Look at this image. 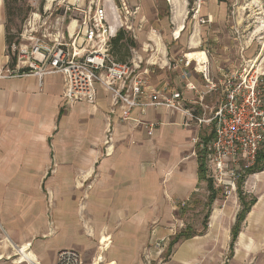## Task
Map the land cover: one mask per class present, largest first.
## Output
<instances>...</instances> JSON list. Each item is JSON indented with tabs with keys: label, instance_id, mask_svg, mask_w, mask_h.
<instances>
[{
	"label": "crops",
	"instance_id": "obj_1",
	"mask_svg": "<svg viewBox=\"0 0 264 264\" xmlns=\"http://www.w3.org/2000/svg\"><path fill=\"white\" fill-rule=\"evenodd\" d=\"M128 1L138 7L129 21L128 33L136 46L130 48L128 61L136 72H144L147 90L141 100L177 90L184 108L209 113L221 97L219 91H208L202 64L209 66L211 80L218 81L240 62V47L218 44L209 54L197 41L200 28L187 41L181 37L184 27L179 36L173 32V40L168 39L162 2L174 7L176 0ZM176 12L171 11L170 23L181 21L179 13L175 19ZM5 17L0 0V64L10 60ZM246 49L244 57L255 52ZM190 52H204L207 59H189ZM62 93L58 73L0 79V264H15L18 247L41 264L53 263L58 251L67 248L80 254L82 264H91L104 237L110 241L105 249L110 264H136L128 260L139 259L141 252L149 256L147 242L153 240L156 250L166 245L173 232L170 211L191 202L205 182L198 179L197 144L195 148L192 141L196 126L205 123L185 126L184 113L163 105L135 107L122 120L123 109L113 105L112 93L98 86L92 104L65 105ZM243 182H248L243 191L256 201L232 251L231 229L240 208L235 191L224 203L213 202L205 233L177 244L165 264H264V170L248 173ZM86 188H96L100 195L86 217L95 235L67 240L61 234L67 233L68 218L77 219L75 197L82 198ZM126 238L129 246L122 245ZM161 238L163 246L156 247ZM112 247L115 254L109 256ZM120 258L127 262H118Z\"/></svg>",
	"mask_w": 264,
	"mask_h": 264
},
{
	"label": "built area",
	"instance_id": "obj_2",
	"mask_svg": "<svg viewBox=\"0 0 264 264\" xmlns=\"http://www.w3.org/2000/svg\"><path fill=\"white\" fill-rule=\"evenodd\" d=\"M91 3L93 7L90 5L87 10L73 7L81 16L67 38L64 17L56 19L54 36L49 41L44 40L43 34L41 37L35 35L38 28L45 29L46 21L40 23L37 14L28 17L22 25L19 41L10 46L13 64L11 60L0 64V79L41 78L58 73L63 77L65 105L77 101L94 103L98 86L112 93L113 105L123 109L122 120L135 107L163 105L184 113L185 126L192 121L213 123L214 137L206 147L209 176L215 189L225 193L236 191L238 181L248 174L264 144V42L257 44V50L250 57H244L247 46L242 45L240 62L224 71L218 81L211 80L209 66L202 64L200 73L208 83V91H219L221 97L219 104L209 111L210 116L205 117V112L197 114L195 110L184 108L182 94L177 90L160 99L154 96L149 102L142 101L147 90L144 72H136L130 61H117L110 53L111 40L118 31L131 29L129 21L138 7L132 8L128 0ZM189 64L186 61L185 66ZM153 126L149 125V134ZM108 139L106 137V142ZM192 141L195 143L197 138ZM163 241L161 238L154 245L160 247ZM12 260L15 264H41L21 247L16 248ZM51 264L82 263L80 254L67 248L58 251ZM91 264L110 262L98 256Z\"/></svg>",
	"mask_w": 264,
	"mask_h": 264
},
{
	"label": "rangeland",
	"instance_id": "obj_3",
	"mask_svg": "<svg viewBox=\"0 0 264 264\" xmlns=\"http://www.w3.org/2000/svg\"><path fill=\"white\" fill-rule=\"evenodd\" d=\"M91 1L96 3L99 0H24L19 3L20 10L16 11L17 16L14 20L15 25L13 31L22 28V25L28 17L37 14L41 18L39 20L40 23L46 21V25L45 29L38 28L35 35L41 37L43 34L45 36L44 40L49 41L54 36L56 19L62 16L64 17V34L67 38L68 35L72 33L77 22L76 20H79L81 16V13L75 11L73 7L87 10L90 5L93 7ZM100 1L102 2V0ZM175 2L174 7L168 6L167 2H162V5L165 7V9H163V14L165 16L164 21L166 22V30L170 31L165 35L168 39L173 40V38H171V33H173L175 28H178L182 22L184 30L181 37H183L184 41H187L189 36L194 31H199L200 28L202 36L200 33H197V41L199 45L201 43L202 46L204 45V47L209 50V54H214L212 49H216L215 47L218 44H228V46H233L235 44L237 45V48L242 45H248V49L246 50L249 52L254 48L257 50V44L259 42H264V0H176ZM173 10H177L175 13V19L178 20V13L180 14L181 21H178V23L177 21L170 23L169 16H171V11ZM199 37H201V40ZM23 42L29 43L28 41ZM130 55L131 49L122 50L117 54L118 57L124 56L126 59H130ZM210 57L216 58V56L211 55ZM218 102L219 101H214L211 107H216ZM197 111L198 113L201 112V110ZM204 116H210L208 111ZM196 127L197 128H195L194 131L195 138H197L194 146L195 148L200 135H205L213 129L211 124H202L201 126ZM106 152L107 150L104 148V153ZM246 184L243 182L242 187L244 188ZM95 190L96 188L88 191L86 188V191L88 192L83 193L82 198H80L79 195L75 197L77 219L70 220L68 218L66 226L67 233L66 235H63V233L61 234L63 238L66 237L67 240H74L84 237V235L90 238L94 237V227H92V225L86 226V224L88 225L90 222L86 220V217L92 213L93 208L96 206V202L100 199V195L95 194ZM217 192L218 195L214 204L218 202L224 203V201L229 198L230 194H234L236 191L225 193L218 190ZM207 195L208 192L205 182H201L200 185H198V188L195 191V196L192 198L191 202L177 208L176 210L170 211L171 229L173 232L166 241V245L164 244L163 246L162 244L160 246H163L162 249L156 250L153 247V240H151L146 243V247L152 250L149 256H147V252L146 255L141 252L139 259H130L128 261L136 260V264H165L166 261L169 260V256H167L166 253L168 243L176 232L185 227H189L190 231L195 232L201 229L202 219L206 211L205 203ZM73 204L75 205V202H73ZM66 210L68 214L69 206L66 207ZM70 223L75 224L76 229L70 225ZM110 228L111 230L113 229L112 226ZM126 229V226L122 227L123 231ZM116 236L117 235H115V238ZM63 240L65 241V239ZM60 243H62V240H60ZM129 244L130 241L128 238L122 242V245L124 246H129ZM114 245H116V241ZM102 247L103 245L98 244L94 250V254L101 256L104 259V262H111L105 259L106 250ZM113 254H115V249L112 247V249L108 251V255L110 256ZM92 260L93 259L90 261L93 262ZM121 260L127 262L125 261L126 259L121 258L117 261L121 263Z\"/></svg>",
	"mask_w": 264,
	"mask_h": 264
},
{
	"label": "trees",
	"instance_id": "obj_4",
	"mask_svg": "<svg viewBox=\"0 0 264 264\" xmlns=\"http://www.w3.org/2000/svg\"><path fill=\"white\" fill-rule=\"evenodd\" d=\"M5 7V15H6V23H5V41H6V50L10 56L11 64H13L14 56L10 53V46L14 42L19 41V33L20 29H15L13 31V27L15 25V18L17 16L16 11L20 10V5L24 0H3ZM135 41L130 37L129 33L125 30L118 31L117 35L111 40L110 45V53L117 61H128L124 56H117L122 50H127L135 47ZM212 130L205 134L200 135L199 142L197 143L196 149V157L198 160V179L199 181H205L206 189L208 192L206 198V211L202 219L201 229L197 232L190 231L189 227H185L178 232H176L170 239L167 247V256L171 254L174 247L179 244L181 241L192 238L197 235H202L205 233L207 229V220L209 218V214L211 212L212 204L217 199L218 189H215L213 186L212 179L209 176V169L206 164V155H207V143H209L214 137V124L211 123ZM264 170V144L258 151L257 159L254 165L249 169L248 173H254ZM244 178H241L237 183L236 193L238 197V201L240 204V208L236 215V220L231 229V240H230V251H232L233 244L236 240V237L240 231L243 220L246 217V214L249 212L252 205L255 203L256 198L248 195L242 189ZM187 204V203H186Z\"/></svg>",
	"mask_w": 264,
	"mask_h": 264
},
{
	"label": "bare ground",
	"instance_id": "obj_5",
	"mask_svg": "<svg viewBox=\"0 0 264 264\" xmlns=\"http://www.w3.org/2000/svg\"><path fill=\"white\" fill-rule=\"evenodd\" d=\"M72 25H73V23H72ZM182 29H183V25L180 24V26H179L176 30L173 31L174 34L176 35V37L180 35V32L182 31ZM186 56H187L189 59H196V60H199V62H200L201 59L204 60V61H206V59H207V57H206V55H205L204 52H196V53H195V52H190V53H187ZM200 63H202V62H200ZM198 65H199V64H198ZM200 68H201V67H200ZM247 183H248V182H247ZM100 244H103V245H104V246H103L104 249L108 248L109 245H110L109 238H108V237H104V238L101 240V243H100Z\"/></svg>",
	"mask_w": 264,
	"mask_h": 264
}]
</instances>
